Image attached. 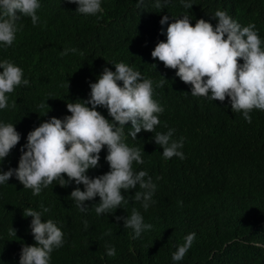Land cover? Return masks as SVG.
Returning <instances> with one entry per match:
<instances>
[{
	"label": "trees",
	"instance_id": "obj_1",
	"mask_svg": "<svg viewBox=\"0 0 264 264\" xmlns=\"http://www.w3.org/2000/svg\"><path fill=\"white\" fill-rule=\"evenodd\" d=\"M192 2L188 9L181 0H168L163 8H157L155 0H144L143 5L137 0H103L102 12L82 14L73 0H42L40 22L33 24L25 17L13 45L0 48V58L21 65L30 80L8 94L10 107L0 109V119L16 123L22 133L5 157V170L18 167L20 145L31 129L52 115L70 114L69 100L87 98L89 81L98 79L105 65L115 70L111 60H123L154 81H166L154 92L165 107L157 130L175 128L174 138H185L186 153V159L165 158L153 131L142 129L132 138L127 134L131 121L127 122L126 141L139 146L144 156V162L134 167L159 177L155 203L148 209L134 199L139 185L122 189L126 195L122 206L97 214L94 203L99 195L86 201L88 211H80L70 196L77 187L74 181L68 185L53 181L34 195L13 175L0 184V264H19L23 244L36 243L30 227L33 217L24 209H39L41 202L49 206L44 217L57 220L65 233V243L52 253V264H264V110L254 108L249 123L227 99L193 96L191 85L176 75V69L152 56L159 39H166V32L160 31L165 13L187 11L193 24L200 17L215 24L212 13L226 9L243 24L255 22L264 37V0ZM68 46L78 47L83 55H61ZM98 107L112 118L106 107ZM106 155L105 146L100 166L90 168V175L110 169ZM79 186L83 188V182ZM134 208L153 225L140 237H134L123 220H116ZM193 231L197 235L192 246L181 261H173L172 253ZM106 242L115 245V256L107 254Z\"/></svg>",
	"mask_w": 264,
	"mask_h": 264
},
{
	"label": "clouds",
	"instance_id": "obj_2",
	"mask_svg": "<svg viewBox=\"0 0 264 264\" xmlns=\"http://www.w3.org/2000/svg\"><path fill=\"white\" fill-rule=\"evenodd\" d=\"M73 2L82 14L103 11V0ZM137 3L143 5L144 0H137ZM167 3L168 0H155L157 8H163ZM181 3L188 9L193 6L192 0H181ZM41 6L42 0H0V48L13 45L25 17H30L33 24L40 22L38 10ZM212 16L216 18L215 24L204 17L193 24L194 17L187 11L172 16L165 13L160 21V31L166 32V39H159L152 56L163 61L166 67L176 69V75L191 85L193 96L227 99L233 111H242L251 123V111L254 108L264 110V37L255 22L243 24L226 9L217 8ZM69 52L83 55L76 46L65 47L61 55ZM240 58H243L242 62ZM111 61L115 70L105 65L98 79L89 81L87 98L68 101L70 114L52 115L28 132L26 142L20 145L18 167L6 170L3 167L5 157L21 140L22 133L16 123L0 119V184L9 182L14 175L37 195L53 181L61 185L74 181L77 187L70 196L80 211H88L86 201L99 195L101 199L94 203L97 214L122 206L126 202L122 189L130 190L138 185L134 199L141 201L144 209L155 203L156 179L159 177L154 179L147 169L134 167V164L144 162L143 150L126 141L125 125L131 121L127 134L132 138H137L142 129L153 131L155 142L163 146L165 158L175 155L186 159L185 138H174L176 129L172 127L167 131L157 130L161 123L160 113L165 107L155 98L154 92L166 81H154L123 60ZM0 66L3 68L0 71V109H4L10 107L8 94L21 84H30V80L25 76L24 68L12 59L0 58ZM98 106L106 107L112 118ZM105 146V159L110 169L93 177L88 170L100 166L101 150ZM81 182L83 188L79 186ZM24 211L25 215L33 217L30 227L36 243L23 244L19 264H52L53 251L65 243L63 228L57 220L44 217L49 206L43 202L39 209L28 206ZM116 220H123L126 228L133 229L134 237H140L153 227L138 208L131 214L118 215ZM84 223L87 227L86 219ZM11 231L16 233V228ZM196 235L195 231L186 234L172 253L173 261L184 258ZM106 245L107 254L115 256V245L108 242Z\"/></svg>",
	"mask_w": 264,
	"mask_h": 264
}]
</instances>
